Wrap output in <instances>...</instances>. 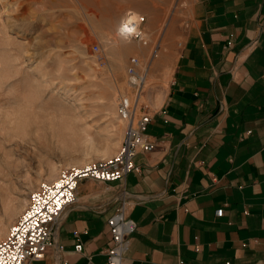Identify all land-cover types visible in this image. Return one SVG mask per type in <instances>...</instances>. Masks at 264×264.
Here are the masks:
<instances>
[{
	"label": "crops",
	"instance_id": "0c3cea01",
	"mask_svg": "<svg viewBox=\"0 0 264 264\" xmlns=\"http://www.w3.org/2000/svg\"><path fill=\"white\" fill-rule=\"evenodd\" d=\"M181 28L164 93L143 96L156 149L122 182L83 181L32 264H103L123 195L131 264H264V0H187Z\"/></svg>",
	"mask_w": 264,
	"mask_h": 264
},
{
	"label": "rangeland",
	"instance_id": "374dc122",
	"mask_svg": "<svg viewBox=\"0 0 264 264\" xmlns=\"http://www.w3.org/2000/svg\"><path fill=\"white\" fill-rule=\"evenodd\" d=\"M186 8L187 0H19L18 23L7 41L0 36V239L42 182L120 149L130 61L148 69L149 109L143 96L167 87ZM129 14L145 17V41L122 34Z\"/></svg>",
	"mask_w": 264,
	"mask_h": 264
},
{
	"label": "built area",
	"instance_id": "2783aa9c",
	"mask_svg": "<svg viewBox=\"0 0 264 264\" xmlns=\"http://www.w3.org/2000/svg\"><path fill=\"white\" fill-rule=\"evenodd\" d=\"M143 15L129 14L123 21L122 34L126 38L143 40ZM131 28L133 31H126ZM145 41V40H143ZM147 67L133 57L128 67L133 98L123 96L118 102V114L126 122V132L120 149L111 157L88 162L63 170L53 181H44L29 194L28 204L0 239V264H32L43 259L53 245L54 228L66 209L78 202L77 189L85 180L102 183L122 182L130 173H140L136 157L156 149L157 141L148 133L152 117L148 106L141 103V90L146 81ZM108 218L112 245L106 250L103 264H131L130 256L136 222L129 215L134 201L122 196ZM223 208L216 211L222 216ZM78 237L79 233L74 232ZM63 249V246H60ZM82 250V243L75 244Z\"/></svg>",
	"mask_w": 264,
	"mask_h": 264
},
{
	"label": "clouds",
	"instance_id": "9594fccd",
	"mask_svg": "<svg viewBox=\"0 0 264 264\" xmlns=\"http://www.w3.org/2000/svg\"><path fill=\"white\" fill-rule=\"evenodd\" d=\"M19 0L10 3L9 0H0V36H2L5 41L8 39L9 23L13 26L18 22L13 19L12 14L18 11Z\"/></svg>",
	"mask_w": 264,
	"mask_h": 264
},
{
	"label": "snow or ice",
	"instance_id": "6c2138e0",
	"mask_svg": "<svg viewBox=\"0 0 264 264\" xmlns=\"http://www.w3.org/2000/svg\"><path fill=\"white\" fill-rule=\"evenodd\" d=\"M126 31L131 32V31H133V30H132L131 28H127Z\"/></svg>",
	"mask_w": 264,
	"mask_h": 264
},
{
	"label": "bare ground",
	"instance_id": "6f19581e",
	"mask_svg": "<svg viewBox=\"0 0 264 264\" xmlns=\"http://www.w3.org/2000/svg\"><path fill=\"white\" fill-rule=\"evenodd\" d=\"M134 15H137V14H134ZM123 24V23H122ZM147 82V81H146Z\"/></svg>",
	"mask_w": 264,
	"mask_h": 264
}]
</instances>
